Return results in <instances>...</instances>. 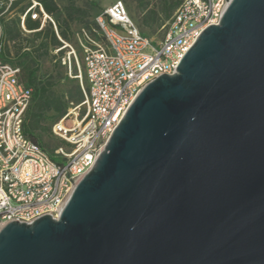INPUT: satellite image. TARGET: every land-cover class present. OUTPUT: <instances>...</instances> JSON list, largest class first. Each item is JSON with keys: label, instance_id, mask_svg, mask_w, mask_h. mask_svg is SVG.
<instances>
[{"label": "water", "instance_id": "1", "mask_svg": "<svg viewBox=\"0 0 264 264\" xmlns=\"http://www.w3.org/2000/svg\"><path fill=\"white\" fill-rule=\"evenodd\" d=\"M0 264H264V0L140 89L57 217L3 224Z\"/></svg>", "mask_w": 264, "mask_h": 264}, {"label": "built area", "instance_id": "2", "mask_svg": "<svg viewBox=\"0 0 264 264\" xmlns=\"http://www.w3.org/2000/svg\"><path fill=\"white\" fill-rule=\"evenodd\" d=\"M14 1L0 0V8ZM27 1L22 28L26 14L39 20L38 29L50 22L61 42L54 49L56 56L69 71L74 62L80 63L85 87L81 101L52 123L51 134L59 144L48 152L24 133L32 88L22 80L18 65L0 58V228L11 220L29 222L44 214L57 217L136 94L160 74L175 72L199 33L218 22L229 2L181 0L162 24L164 32L155 46L139 30L124 2L116 0L95 15L90 29L80 28L73 46L61 38L54 18L40 2Z\"/></svg>", "mask_w": 264, "mask_h": 264}, {"label": "rangeland", "instance_id": "3", "mask_svg": "<svg viewBox=\"0 0 264 264\" xmlns=\"http://www.w3.org/2000/svg\"><path fill=\"white\" fill-rule=\"evenodd\" d=\"M113 1L116 0H72L74 5L85 8L88 11V16L84 18L82 21H72L70 23L71 35L69 39H66L67 42L76 45L77 41V33L80 30L82 25L88 24L89 21L93 19L95 15H97L105 6L109 5ZM126 5L128 12L139 30L146 36H148L152 43L155 46H158L159 39L162 37L164 28L162 24L167 20L166 11H169L171 6L180 2L181 0H122ZM27 0H21L17 5H10L8 8H4L1 18L3 20H8L10 18H15L20 16V24H21V9L24 6H27ZM60 10L53 14V17L63 18L64 12L63 7L68 3V0H56ZM167 7H170L169 9ZM150 8L154 9L157 13V21H155V16L153 19V14L150 12ZM172 13V12H171ZM147 18L148 24H143V19ZM25 35L28 38L32 37V31H25ZM38 42V40H36ZM4 43V42H3ZM8 51H6V56L12 61H15L17 65L20 67L21 77L23 79L27 76V71L31 67L37 68V75L40 78H50V81L53 82V90L57 94H62L64 99L67 101V106L76 105L83 98V90L85 87V79L83 69L79 64L73 63L72 70L69 71L65 65L61 62V60L56 56L54 49L55 47L49 46L48 52L44 53L40 57H34L31 59L30 57H24L23 55H18L24 45H26L25 40H21L20 38L16 39L15 42L9 41L5 42ZM3 47V44H2ZM78 58L80 62L82 61L81 51H77ZM61 55V53H60ZM59 114L54 111H48L44 118L41 120V126H47L49 129H41L35 128L33 133L36 135L38 142L48 151L51 152L53 148L58 144L57 139H55L51 134V124L57 119ZM30 124V122H28Z\"/></svg>", "mask_w": 264, "mask_h": 264}, {"label": "trees", "instance_id": "4", "mask_svg": "<svg viewBox=\"0 0 264 264\" xmlns=\"http://www.w3.org/2000/svg\"><path fill=\"white\" fill-rule=\"evenodd\" d=\"M20 1L21 0H16L11 5L15 6ZM37 1L41 3L45 12L50 14L52 17L53 14H56L60 10L56 0H37ZM29 4L30 2H27V6ZM178 4L179 2L171 6V8L167 7L168 9L169 8L170 9L165 13L166 18L170 17V15L172 14L171 12L174 11V9L177 7ZM27 6H24L21 9L22 14L24 13V10L26 9ZM2 9L3 8H0V11ZM63 12H64L63 18L61 19L59 18L55 19L54 17L53 18L56 22L59 35L61 36L62 39L66 40L69 39L71 35L70 23L72 21L84 20V18L88 16V11L83 7L74 5L72 0H68V3L63 7ZM150 12L153 14V19L155 16V21H157L156 11L150 8ZM94 17L91 21L88 22V24L82 25L80 28L85 27L90 29L94 25ZM1 24H2L1 38H2V42L4 43L1 50L0 58L3 61H8L16 64L15 61H12L8 58L9 54L8 57L5 55L8 49L7 47L5 48L4 45H6L5 42L8 43L9 41L15 42V40L18 38H20L21 40H25L27 43L26 45H24V47L22 48L21 52L18 55L21 54L24 57H30L31 59H34V57L36 58L40 57L44 53H47L49 46L57 47L61 44L50 22H46L40 29H38L40 27L39 20L31 19L29 14H26L24 17V21H23L24 29L20 24V16H17L15 18H10L8 20H3L1 18ZM143 24L144 25L148 24L147 18L143 19ZM27 30L32 31L31 38H28L27 35L24 34V32ZM36 40H38V42H36ZM8 53L10 52L8 51ZM36 73H37V68L31 67L27 71L26 78L23 79V77H21L24 83L32 88L31 102L25 112L24 133L27 136H29L33 141L41 145L38 142L36 135L33 133V130L35 128H41L44 130L49 129L47 126L40 125V122L44 118V115L48 111H54L59 114V116L57 117L58 119L61 115L64 114V112L67 110L69 106H67V101L64 99V96H62V94H57L53 90L52 88L53 82L50 81V78H46V79L40 78V76H38ZM57 119H55L54 121H56ZM28 122H30V124H28ZM57 142L59 144L58 140Z\"/></svg>", "mask_w": 264, "mask_h": 264}]
</instances>
